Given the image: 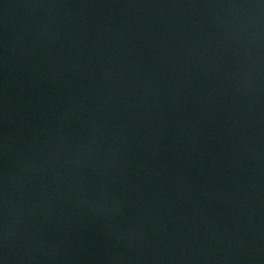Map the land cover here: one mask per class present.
<instances>
[{
  "label": "water",
  "instance_id": "water-1",
  "mask_svg": "<svg viewBox=\"0 0 264 264\" xmlns=\"http://www.w3.org/2000/svg\"><path fill=\"white\" fill-rule=\"evenodd\" d=\"M0 264H264V0H0Z\"/></svg>",
  "mask_w": 264,
  "mask_h": 264
}]
</instances>
